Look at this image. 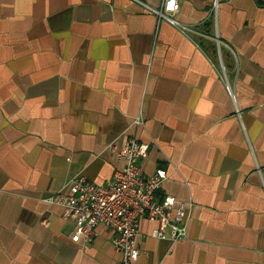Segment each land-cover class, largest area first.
Instances as JSON below:
<instances>
[{
	"label": "crops",
	"instance_id": "0c3cea01",
	"mask_svg": "<svg viewBox=\"0 0 264 264\" xmlns=\"http://www.w3.org/2000/svg\"><path fill=\"white\" fill-rule=\"evenodd\" d=\"M162 2L0 0V264H118L55 199L110 179L130 137L191 204L177 241L140 219L132 264H264V0H177V24Z\"/></svg>",
	"mask_w": 264,
	"mask_h": 264
},
{
	"label": "built area",
	"instance_id": "2783aa9c",
	"mask_svg": "<svg viewBox=\"0 0 264 264\" xmlns=\"http://www.w3.org/2000/svg\"><path fill=\"white\" fill-rule=\"evenodd\" d=\"M150 10L177 24L172 17L178 10L177 0H163L159 9ZM148 148V143L134 137L118 148L111 143L109 149L123 165L110 179L97 184L78 173L69 180L55 201L63 206L64 218L73 221V242L91 241L96 226L103 224L113 231L112 244L120 253L118 264H132L140 253L136 237L141 218L156 222L151 235L157 239L177 241L186 237L191 204L177 201L171 194L157 195L168 174L161 167L150 175L142 173L139 163L147 157Z\"/></svg>",
	"mask_w": 264,
	"mask_h": 264
}]
</instances>
